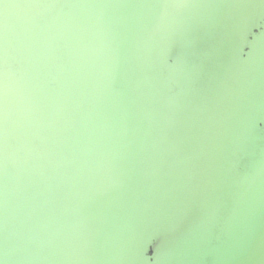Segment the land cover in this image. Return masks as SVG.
Wrapping results in <instances>:
<instances>
[{"label":"water","instance_id":"1","mask_svg":"<svg viewBox=\"0 0 264 264\" xmlns=\"http://www.w3.org/2000/svg\"><path fill=\"white\" fill-rule=\"evenodd\" d=\"M161 2L0 6V264H264V0Z\"/></svg>","mask_w":264,"mask_h":264},{"label":"snow or ice","instance_id":"2","mask_svg":"<svg viewBox=\"0 0 264 264\" xmlns=\"http://www.w3.org/2000/svg\"><path fill=\"white\" fill-rule=\"evenodd\" d=\"M0 6L7 7V0H0ZM153 6L161 7V8H186L191 7L192 5L187 2V0H163V2L155 4ZM0 20H2V24H0V28H6L7 19L2 13H0Z\"/></svg>","mask_w":264,"mask_h":264}]
</instances>
